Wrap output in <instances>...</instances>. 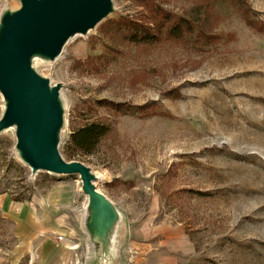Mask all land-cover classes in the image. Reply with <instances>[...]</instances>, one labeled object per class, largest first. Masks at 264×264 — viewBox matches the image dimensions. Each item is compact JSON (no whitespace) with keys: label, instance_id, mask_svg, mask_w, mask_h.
<instances>
[{"label":"rangeland","instance_id":"obj_1","mask_svg":"<svg viewBox=\"0 0 264 264\" xmlns=\"http://www.w3.org/2000/svg\"><path fill=\"white\" fill-rule=\"evenodd\" d=\"M112 4L32 65L63 97L60 157L87 168L116 213L106 261L77 175L31 172L8 127L0 264H264V0ZM18 5L0 0V14ZM88 122L109 132L80 155L68 134Z\"/></svg>","mask_w":264,"mask_h":264},{"label":"water","instance_id":"obj_2","mask_svg":"<svg viewBox=\"0 0 264 264\" xmlns=\"http://www.w3.org/2000/svg\"><path fill=\"white\" fill-rule=\"evenodd\" d=\"M18 1L17 10L0 18V96L4 103L0 130L13 127L15 150L31 172L77 175L92 213L87 226L95 227L93 241L100 249L97 257L105 262L101 258L107 253L102 249L103 222L114 208L95 191L92 181L96 180L87 168L60 157L59 92L32 71L29 60L39 54L53 61L68 38L85 34L111 12L110 0Z\"/></svg>","mask_w":264,"mask_h":264},{"label":"trees","instance_id":"obj_3","mask_svg":"<svg viewBox=\"0 0 264 264\" xmlns=\"http://www.w3.org/2000/svg\"><path fill=\"white\" fill-rule=\"evenodd\" d=\"M109 132V127L99 122H88L68 134V146L80 155L93 152L101 138Z\"/></svg>","mask_w":264,"mask_h":264},{"label":"bare ground","instance_id":"obj_4","mask_svg":"<svg viewBox=\"0 0 264 264\" xmlns=\"http://www.w3.org/2000/svg\"><path fill=\"white\" fill-rule=\"evenodd\" d=\"M18 7H19V5H18L17 7H6V8L1 12V14H0V18H1L2 15H4V14H10V13L14 12L15 10L18 9ZM110 7H111V10H110V11H112V10H113V7H114L113 4H112V0H110ZM0 27H1V26H0ZM70 38H71V37H70ZM70 38H68V39L65 41V43L63 44V46L61 47V52H62L63 47L66 45V43L68 42V40H69ZM61 52H60V54H61ZM60 54L57 55L56 58H58V57L60 56ZM56 58H55V59H56ZM36 59H39V60H41V61H45V62H49V61L47 60L46 57L41 56V55H39V54H33V55L30 57V60H29L30 67H31L32 71H33L36 75L39 76V74L36 72V70H35V69L33 68V66H32V65H33V61L36 60ZM55 59H54V60H55ZM48 85H49L50 88L53 87V86L51 85V83H48ZM62 98H63V97L61 96V93L59 92V95H58V104H59V107L61 108L62 116H61V125H60V128H59V131H58V132H60L61 128L63 127V120H64V118H63V110H64L63 106H64V102H63V99H62ZM64 124H65V123H64ZM12 128H13V127H12ZM16 151H17V156H18L19 160H20L24 165H26V163H25V162L23 161V159L21 158L20 152H19L18 150H16ZM92 176L94 177L95 180L97 179L94 175H92ZM106 209H107V208H106ZM85 213L90 215V220H89V221H91V220H92V213H91V209H90L88 206H87L86 209H85ZM110 215H111V216H110ZM110 215L107 216L106 218L104 217V222H103V223H106L107 220H110V221L113 220V218H112L113 210H111ZM111 218H112V219H111ZM89 221L84 219V220H83V226L88 227L87 224L89 223ZM90 228H92L93 230L95 229L94 226L88 227V229H90ZM93 236H94V234L92 235V237H91V235H90V236H89V240H91L93 243H95V242L93 241ZM98 237H100V236L97 235L96 238H98ZM95 244H96V243H95Z\"/></svg>","mask_w":264,"mask_h":264},{"label":"crops","instance_id":"obj_5","mask_svg":"<svg viewBox=\"0 0 264 264\" xmlns=\"http://www.w3.org/2000/svg\"><path fill=\"white\" fill-rule=\"evenodd\" d=\"M56 262H57V261H56ZM60 262H62V261H59V260H58L57 264H64V263H60Z\"/></svg>","mask_w":264,"mask_h":264},{"label":"built area","instance_id":"obj_6","mask_svg":"<svg viewBox=\"0 0 264 264\" xmlns=\"http://www.w3.org/2000/svg\"><path fill=\"white\" fill-rule=\"evenodd\" d=\"M61 238L60 237H58V240H60Z\"/></svg>","mask_w":264,"mask_h":264}]
</instances>
